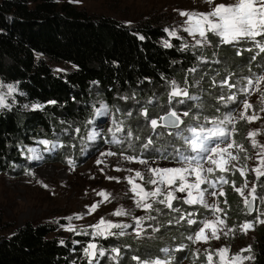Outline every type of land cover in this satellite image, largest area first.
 <instances>
[{"label":"trees","instance_id":"1","mask_svg":"<svg viewBox=\"0 0 264 264\" xmlns=\"http://www.w3.org/2000/svg\"><path fill=\"white\" fill-rule=\"evenodd\" d=\"M165 22L157 17L129 25L112 16L90 14L70 2L0 0V78L16 83L19 90L18 101L0 109V173L15 177L34 170L40 164L29 149L38 145L41 162L68 163L71 157L70 165L82 164L87 159L83 148L92 142L89 134L98 96L120 114L123 134L131 132V146L125 153L146 159L166 156L177 160L176 150L185 152V147L176 132L189 126L194 115L221 120L234 116L248 97L239 89L247 80L264 76V52L250 41L220 43L212 33H208L209 47L185 44L168 36ZM257 39L264 43V38ZM165 40L172 46L164 47ZM50 61L67 62L74 68L56 73ZM225 79L236 87L222 84ZM172 82L186 88L188 97L170 102ZM233 94L236 100L230 101ZM179 99L184 103H178ZM28 103L42 107H28ZM171 106L189 113L184 123L179 129H153L150 119H158ZM145 110L147 117L142 115ZM227 126L237 145L248 144L246 120L237 118ZM149 139L152 143L145 148ZM42 140L50 144L39 143ZM112 141L106 137L99 142ZM53 144L59 147L46 150ZM219 176L228 183L219 182ZM209 180L216 181V190H224V209L230 220L251 217L247 213L242 216L232 185L241 181L238 170L217 171ZM172 206L180 211L155 202L161 221L151 237L118 231L105 237L77 234L73 240L59 236L50 222H27L8 235H0V264H92L85 259V249L92 242L112 253L94 264H137L136 256L141 260L171 259V264L199 262L203 255L194 254L193 241L187 237L201 225L188 224L187 220L202 221L217 213L202 205L183 203L181 198L173 200ZM181 246L183 250L178 251ZM250 264H264L263 226L257 227Z\"/></svg>","mask_w":264,"mask_h":264},{"label":"rangeland","instance_id":"2","mask_svg":"<svg viewBox=\"0 0 264 264\" xmlns=\"http://www.w3.org/2000/svg\"><path fill=\"white\" fill-rule=\"evenodd\" d=\"M59 3L70 2L80 9L87 11L93 15H108L112 16L119 21L129 25H135L140 21L147 20L149 18H160L166 21L167 30L176 31L177 38L181 39L185 44H191L195 47H209L210 42L203 41V38L196 35L193 37L189 33L184 31L183 21L186 17L181 16L179 13L182 11L188 12H201L207 13L215 8L218 4H231L235 0H213V3L209 4L206 0H79V2H72V0H57ZM170 37V36H169ZM201 40L200 44L196 41ZM56 73H66L74 68V66L67 62H55L50 61ZM0 94L5 97V105L0 109L11 107L15 104L17 94H19L18 86L14 82H7L0 78ZM7 85H13L16 89L11 95L7 94ZM180 87V86H179ZM181 89H184L180 87ZM260 91H257L255 87L251 88L248 92V97L245 101L252 105V108L248 109V116H258L259 119H255L249 122L247 119V145H243V151L240 148L234 147L230 149L233 155H238L239 159L234 160L229 165V168L245 169V175H241L240 182H233L234 190L241 188L247 181L248 187L243 189L244 195L240 193L238 202L241 204V214L248 213L247 207L244 204V198H250V190L253 186L256 188L255 196L257 197L254 211L249 214L250 218L240 217L235 220H230L224 209V201L220 192L224 193L223 189H217L218 195L212 197L208 189L205 192V200L209 205H217L223 212H217L216 215L207 218L214 219L219 217L226 221V226L220 231V239H210L207 243L193 242L195 246L194 254L197 257L203 255L202 260L199 258V262L193 263V261H185L184 264H206L204 256L205 250L215 253L216 249L221 247H228L230 252L228 257L239 253L241 249L251 247V252H245V256L252 257V249L257 236V227L263 226L264 223L256 222L254 228L244 233L240 230V225L245 221H254L256 218L264 220V203L261 202L264 199V176L257 178L255 172L252 169L257 168L260 165V154L264 153L259 145H264V111L261 108L264 107V81L259 84ZM232 101V100H230ZM95 117L93 119V125L91 127V133L89 137H93L90 145H86L83 148V157L87 159L80 165L73 166L63 162H41V159H37L39 164L34 170L29 171L23 176H9L5 173H0V235H8L14 231L17 227L24 225L27 222L39 223L50 222L57 227V234L63 238H69L75 240L77 234H93L96 229L92 227L99 223L101 218L106 222L110 221L114 224H127L131 225L128 228H113L111 233L118 232L127 233L130 235H137L135 232L136 220L135 218L144 217L142 221L143 233L137 235L153 236L158 229L159 214L156 213L154 204L159 199H163V196L157 198L149 197L147 203L152 204V209H143L136 206L134 194L131 192L130 184L126 178L132 177L135 182H140L149 186L147 191H152L154 186L147 183L151 173L148 171L149 167H178L180 164L177 160L165 159V158H153L146 159L137 156V161L125 159V157L131 156L125 153L126 149L131 146V136L129 132L124 131L123 120L120 119V114L111 108V106L100 96L95 101ZM28 107L35 108L37 104H25ZM107 106L106 108L104 106ZM171 109H175L178 114L183 113L176 107L171 106ZM99 113L101 114H98ZM243 111V104L238 109L237 113L232 116L234 120L240 118V114ZM162 116V115H161ZM199 117L193 116L192 121H189V126L196 125L201 121L206 127H212L205 121V118L214 119V117L206 116L199 120L194 119ZM182 120L185 116H181ZM234 122V121H233ZM119 125L123 128L122 132L115 133V139H119L121 143H105L99 142L100 140L109 137L114 139L112 132L109 129L115 131L116 126ZM228 130L227 123L224 125ZM256 132L257 135L254 139L258 142L256 147L252 145V139L249 134ZM232 139V137H231ZM233 140V139H232ZM97 141V143H93ZM222 147L224 145H221ZM241 146V145H240ZM52 146L46 149H51ZM237 148L240 151H237ZM36 152H31L30 155L33 159L39 155L42 157L41 147L34 146ZM56 149V148H55ZM94 152V153H93ZM115 153L116 155H107V153ZM186 155H191L185 151ZM176 155V154H175ZM146 160L147 164L139 163L138 160ZM67 160H72L68 157ZM98 161H100L98 163ZM206 167L208 165H205ZM264 170V169H262ZM139 171L143 175V179L135 177V173ZM31 173V174H30ZM240 173V172H239ZM113 177L115 179H109ZM190 181L192 178H189ZM45 185L47 187H45ZM202 188H208V185H202ZM104 192L107 195V200L98 193ZM186 194L177 192V198L183 199ZM98 205L95 211L89 213V206ZM124 209L128 215L116 216L113 215L118 209ZM68 217H72L68 220ZM79 217V218H78ZM153 217L154 219H149ZM240 220V221H238ZM69 225L74 230H68ZM233 229V231H229ZM53 233L52 235L56 234ZM227 233V235H225ZM105 235H99L105 237ZM210 235V233H209ZM96 245L95 256L85 255V259L89 263H99L104 256H112L110 251H105L100 248L96 242H92ZM90 243V244H92ZM103 253V255H101ZM218 258L213 255V264H215ZM251 260L244 261V264H250Z\"/></svg>","mask_w":264,"mask_h":264},{"label":"snow or ice","instance_id":"3","mask_svg":"<svg viewBox=\"0 0 264 264\" xmlns=\"http://www.w3.org/2000/svg\"><path fill=\"white\" fill-rule=\"evenodd\" d=\"M72 2H79V0H72ZM207 3H213V0H206ZM181 16L186 17V19L182 22L184 25V31L195 37L199 35V37L203 38L204 42H207L208 33H212L213 35L219 37V42L224 44H233L240 43L241 41H250L255 44L256 47L259 48L261 52H264V43H261L258 40V37L264 38V0H235L234 3L231 4H218L211 11L207 13L201 12H188L182 11L179 13ZM130 24L131 22H127ZM168 36L176 37V31H169L165 29ZM140 39H144V37H140ZM202 41L197 40L196 43L200 44ZM172 45L165 40L164 47H171ZM252 49H246V51H251ZM237 54H241L238 50ZM261 81H264V76L257 77L255 81L249 79L246 82L244 87H241L239 91L241 93H248L249 90L253 87L256 88L257 91H260L259 84ZM222 84L227 86L228 88L236 87L235 84L229 83L228 79L222 81ZM0 87H4L0 85ZM14 91H16L13 85H7V94L11 95ZM187 89H181L175 82L171 84V92L169 93V101L171 102L173 99L177 97H188ZM264 95V94H262ZM189 99H195V97H189ZM223 100L224 98L221 97ZM229 100L235 101L236 95L233 94L228 97ZM178 103H184L183 99L177 100ZM54 103V102H53ZM5 105V97L3 94H0V107ZM35 108L42 107L41 105H34ZM107 107L106 105L104 106ZM252 108V105L247 101L243 103V111L240 114V119H247L249 122L259 119L258 116L252 115L248 116V109ZM261 111H264V107L261 108ZM98 114L99 113L98 111ZM142 115L145 117L148 116L147 110H145ZM188 112H183L178 114L175 109H171L166 112L165 115L160 116L158 119H150L149 123L153 129L157 127L164 128H175L179 129L180 125L184 123L181 119V116H188ZM194 119L199 120V117H195ZM205 121L208 124H211L212 127H206L203 123H197L194 126H186L183 130L177 131L176 135L183 141L185 151L192 153L191 155H186L185 152L176 150L175 159H177L180 166L178 167H149L148 171L151 173L147 183L153 185L154 188L152 191H146L141 185L135 182V179L132 177L126 178L128 183L130 184L131 192L134 194L136 206L143 209H152V204L147 203V199L157 198L163 196V199H159L158 203L165 205L167 208L172 209L173 211H180L179 209L173 208L172 201L177 199L176 193L186 194L183 197V203L188 205H202L206 209H210L213 214L217 212H223L217 205H209L205 200V192L208 189H212L210 195L212 197H216L218 195L216 191V181L209 180V175L214 174L215 172H228L230 171L229 165L232 161L239 159L238 155H233L230 149L234 147H238L243 151V147L237 145L234 140L231 139V132L224 126L226 123H233L234 117L227 116L225 119L221 120L219 118L208 119L205 118ZM79 131V130H77ZM113 134V143H121L119 139H115L116 132H122L123 128L119 125L116 126L115 131L113 129H109ZM234 131V130H233ZM187 133L185 135L184 133ZM131 135V132L128 133ZM252 139L253 147H256L258 142L254 139L257 135L256 132H252L249 134ZM93 137H90V139ZM39 143L43 145H49L50 142L48 140H42ZM152 143L151 139H149L148 143L144 145L147 148ZM221 145H224L223 147ZM262 149H264V145H259ZM59 145H52L51 149L46 150H54ZM30 152L35 153V149H29ZM107 155H116L115 153H107ZM36 159H41L42 157L39 155L35 156ZM167 159V157H164ZM125 159L137 161V157L128 156ZM100 161H98L99 163ZM139 163L147 164L146 160L140 159ZM69 164H72V160H68ZM205 165H208L207 167ZM264 153L260 154V165L257 168L252 169L253 172L256 173L257 178L260 176H264ZM240 174L245 175V169H238ZM31 174V173H30ZM135 177H139L143 179V175L141 172L137 171L135 173ZM189 178H192L191 181ZM109 179H115L113 177H109ZM217 180L221 183H228V181L223 177L219 176ZM208 185V188H202V185ZM233 186H235L233 184ZM45 187H47L45 185ZM248 184L245 180L243 187L236 188V191L240 193L241 196L244 195L243 189L247 188ZM256 188L252 187L250 190V194L252 199L249 200L247 197L244 198V204L249 210V214H251L255 209L254 205L257 197L255 196ZM98 195L103 196L105 200H107V195L104 192L98 193ZM219 195L223 196L224 193L220 192ZM264 203V199L261 200ZM226 203V201H225ZM98 205L94 204L89 206V213L95 211ZM116 216L128 215L124 209H118L113 213ZM192 213H189L191 216ZM264 215V213H261ZM79 218V217H78ZM149 219H154L153 217H148ZM184 217L182 216L181 219ZM68 220H71L72 217H68ZM144 217L135 218L136 227L135 232L139 236L143 233V225L142 221ZM179 222V221H177ZM256 222L264 223V220H260L256 218L254 221H245L241 224L240 230L244 233H247L248 230L254 228V224ZM188 224H197L199 223L201 226L198 231H195L193 236L187 237L188 240L193 242H205L207 243L210 239H220V231L226 226V221L219 217L209 220L196 221L193 219L187 220ZM96 229L95 235H111V229L113 228H128L131 225L127 224H114L110 221H105L103 218L99 221L98 224L93 225ZM68 230H74L71 225H69ZM229 231H233V229H229ZM210 233V235H209ZM121 235L124 233L121 232ZM227 235V233H225ZM184 246H181L178 251H182ZM96 245L94 243L89 244L85 249V255L95 256ZM114 252H119L118 249H113ZM163 252L167 253L168 249H163ZM230 249L228 247H221L215 250V253L209 250H205L204 256L206 259V264H213V255H215L218 259L215 264H244V261L251 260V256H245V252H251V247H247L245 249H241L239 253L231 255L228 257V253ZM103 255V253H101ZM115 259V257H113ZM134 260L137 261V264H171V259H144L141 260L139 256L133 257Z\"/></svg>","mask_w":264,"mask_h":264},{"label":"water","instance_id":"4","mask_svg":"<svg viewBox=\"0 0 264 264\" xmlns=\"http://www.w3.org/2000/svg\"><path fill=\"white\" fill-rule=\"evenodd\" d=\"M166 114V113H165ZM165 114H163V115H165ZM162 115V116H163ZM182 119V118H181ZM182 125V124H181ZM180 125V126H181ZM168 129H170V130H173V129H175V128H168ZM137 184H139V185H141L145 190H146V187H145V185H143V184H141L140 182H136ZM252 199V196H250V198H249V200H251ZM247 211H248V213H249V210H248V208H247Z\"/></svg>","mask_w":264,"mask_h":264}]
</instances>
